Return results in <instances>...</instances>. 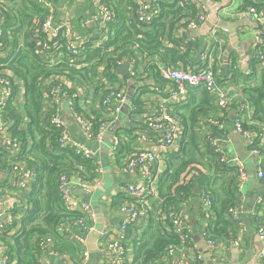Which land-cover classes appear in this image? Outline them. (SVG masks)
<instances>
[{"label":"trees","instance_id":"obj_1","mask_svg":"<svg viewBox=\"0 0 264 264\" xmlns=\"http://www.w3.org/2000/svg\"><path fill=\"white\" fill-rule=\"evenodd\" d=\"M8 1L11 3H0V14L4 18L0 27V75L11 71L13 78L23 82L24 103L20 106L15 100H10L6 113L12 121V135L22 142L19 158L25 160L34 170L35 179L30 190L25 191L22 197L25 198L26 207L19 214L20 217L15 222L3 220L5 226L0 228V240L11 264H40V255L48 248H43L41 243L47 237H53L52 250L60 249L62 252L64 240L59 238L57 227L64 226L66 222L74 227V219L82 217L79 211L67 209L59 189L61 172L66 171L87 181L99 176V165L93 158H85L70 147L60 146L59 129L50 122V115L54 113L55 108L50 107L46 111L43 103L45 91L50 86L46 80L49 81L53 76H62L74 80L86 89L92 84L91 88L98 92V80L102 75L108 76L114 87L126 86L127 76L122 78L117 72L118 61L123 58L138 57L146 63L148 58L152 57L166 64L179 65V61L187 55V51L183 53L182 49L188 50L198 46V41L195 45L191 41L185 45V37L177 38L174 34L180 28H188V23L197 18L199 9L190 0H152L151 10H156V13L149 23H145L140 20L139 0H102L113 11L112 19L102 28L108 30L107 41L103 47L98 48L94 46L93 40L86 42L81 53L85 57L84 61L92 62V58L97 60L88 66L77 68L69 63L66 56L62 63L49 66L36 53V41L32 37L30 27L34 17L43 18L47 15L46 7H43L44 10L38 0ZM250 6L264 8V0H244L240 9L244 10ZM98 31L100 30L93 27L91 33ZM63 42L61 39V43ZM133 47H136L137 51H133ZM64 52L67 53L66 49ZM105 62L106 66L103 65ZM260 63H264V37L263 41L249 52V73L238 74L258 79L254 86H245L242 93L253 108L252 118L256 122L253 125L246 123L244 128L259 129L264 133V65L258 71L257 66ZM234 66L235 55L229 70L233 74ZM142 69L144 74L153 72L159 79L155 61L144 65ZM201 88L203 91L200 103L192 105L190 101L184 105L181 101L174 105L176 109L172 108L181 120L184 138L178 149L169 152L165 157L166 169L160 176L155 200L152 202V196L148 198L147 216L142 218L140 224L128 226V237L124 240V245L126 256H133L129 264H155L166 256L168 245L179 243V237L171 230L169 221L163 216L172 209L179 211L190 197L209 195L211 199L207 211L201 206V219L197 223L199 231L206 232L208 237L219 242L227 241L231 244L237 237L236 224L230 219L227 211L230 205L239 202L238 168L232 162H222L221 155L207 139L208 133L214 137L222 136L219 128L212 126L209 131H203L202 119L208 114L211 116L214 101L208 90ZM76 100L77 97L75 102ZM77 108L75 103V109ZM110 113L101 109L95 114V132L98 131L97 126L101 118H107ZM227 121L233 122L228 115ZM129 132L125 130L117 135H126L131 139L130 129ZM201 135L203 140H200ZM127 141H122L115 155V162L121 168L130 151L123 155L125 147L129 149ZM134 150L135 146L131 152ZM3 157L4 149L0 152L1 169L5 168ZM195 164L202 165L205 171H199L188 183H180L184 171ZM195 185L200 187L199 196L193 194ZM127 199L125 192L119 193L112 196L111 204L120 206ZM73 260L79 261L80 254ZM125 261L126 257L122 258L120 263L115 261L112 264H124ZM108 263L110 261L105 264Z\"/></svg>","mask_w":264,"mask_h":264},{"label":"built area","instance_id":"obj_2","mask_svg":"<svg viewBox=\"0 0 264 264\" xmlns=\"http://www.w3.org/2000/svg\"><path fill=\"white\" fill-rule=\"evenodd\" d=\"M46 8L48 13L45 17L33 18L30 30L33 39L36 41V53L43 59L49 66L58 65L63 62L64 56L67 57L69 63L74 67L80 68L82 66H88L90 63H94L97 58H92V62L84 61V56L81 54L86 42L93 40V44L96 48L103 47L108 38V30L102 28L107 25L113 17V11L106 6L102 0H93L92 14L89 19L100 31L91 33L87 29L83 36H79L74 29V22L70 19H64L61 23L54 22L53 8L49 0H38ZM196 4L199 9V14L196 19L188 23V29L186 31L196 30L201 25L208 22L211 18V11L204 0H190ZM214 2H220L223 0H212ZM140 7V20L149 23L152 16L156 13V10H151V5L148 2L138 1ZM243 13H251L254 16L255 21L259 25V30L256 32L253 38L255 49L262 41L264 37V8L258 9L255 6H250ZM4 22V18L0 16V27ZM86 21H84V26ZM218 28L217 23L212 27L215 32ZM0 30V38H1ZM99 36V37H98ZM97 37V38H94ZM61 39L64 40L61 43ZM67 53L65 54L64 50ZM4 55V54H3ZM200 68L197 70L187 69L181 65L171 64H159L158 72L163 81L174 83L175 87L169 91L166 96L163 97V105L156 111L148 115L145 119V127L151 131V134L157 137L158 147L156 149L134 150L127 155V160L124 165L127 169H133L138 167L141 173V180L135 182H129L125 185V194L128 199L119 206L120 214L123 216V220L119 224L118 234L120 233V239L115 242L109 243V249L115 251L110 263H120L122 258L126 257V248L124 240L128 237V226L138 223L140 224L143 217L147 216L149 211L148 198L152 193H156L158 190V182L161 174L166 169L165 157L166 155L174 151V146L178 142L180 135L182 134V123L176 112L166 106L171 102H181L187 95L189 87H204L208 90L213 97V101L221 109L223 113L221 118L210 117L208 120L211 125H215L221 131L227 129V115L231 110H236V116L233 121V126L236 132L246 139L249 154L256 160V177L259 181H264V133H261L259 129H246L244 124L253 125L256 122L253 120V108L249 102L243 97L242 93L229 91L217 78V61L213 52L209 51L200 55ZM153 59L150 58L148 63H153ZM141 62V63H140ZM129 63L128 73L136 78H140L143 81L147 80V76L142 69L145 63L138 57H126L123 60L118 61L119 65ZM229 64L232 65V59L229 60ZM3 71V70H2ZM249 73V72H248ZM50 83V86L46 89L43 103L45 110L48 111L50 107H54L55 111L50 115V122L52 125L59 129L58 142L60 146L70 147L76 153L85 158H93L99 165L97 171L100 170V161L98 159L99 152L97 149H93L90 146L81 143L71 131L65 120L64 110L62 108V101L68 104V108L71 111V115L74 119L79 121L83 135L87 140L101 144L105 141V135L109 127V119L105 116L101 118L98 131L94 130L93 120L96 118L95 114L88 118L82 117V115L75 109V98L77 93H69L68 89L64 87L67 84L66 77L53 76L50 80H46ZM99 93H101L98 101L100 103V110L107 112L110 111L113 114H118L122 108L128 103V97L125 87L113 86L112 81L108 76H99ZM18 85L13 78L12 72L7 71L5 75H0V152L2 149L9 153V156L4 165L11 166V169L16 174V184L22 190H28L35 179V172L30 168L25 160H20L19 155L22 150V142L15 138L11 133V118L6 113V108L9 105L10 100H16V92ZM154 91L161 93V88L154 87ZM264 128V126H263ZM125 135L115 136L111 138L110 147L114 152V155L118 152L119 146L122 141L127 140ZM207 139L211 141V144L215 147L216 152L221 155V161L232 162L238 168V189L240 192L239 202L234 203L228 208V215L230 219L236 224V230L241 231L245 229L242 219L241 208V191L246 179V173L244 172L243 165L237 157H228L223 149L222 140L218 137H214L211 133L207 134ZM199 171H205L204 167L199 164L192 165L184 171L180 183H188L191 178L198 174ZM100 177L94 178L92 181L84 180L83 178L70 174L66 171L61 172L59 178V189L62 194V198L65 201L67 209L69 211H79L82 213V217L74 219V224L79 226L82 231L85 232V236H75L76 241L82 247L80 254V260L74 262L75 264H86L90 260L91 251L87 245V237L95 229L96 213L89 200H85L73 192L74 188H79L86 195H92L99 188L101 181ZM108 202V201H106ZM111 200L108 202L110 203ZM203 209L207 211L211 205V199L209 195L202 196ZM264 197L257 199V204H262ZM12 207L6 209L7 213H11ZM168 213V214H167ZM164 214L163 218L167 219L170 223L171 230L179 237V243L177 245L170 244L166 249L167 260H176L179 257V264H204V254L201 250L194 247L192 230L190 227V221L186 215L176 210H170ZM209 213V212H208ZM167 216V217H166ZM10 222V221H9ZM5 226V222L0 220V228ZM241 229V230H240ZM257 236L264 242V220L256 223ZM13 233V232H11ZM238 233V232H237ZM202 239L207 242L211 251V260L221 262V253L217 252L219 247V241L208 237L206 232H201ZM54 244L52 237H47L44 242L41 243L43 248H46ZM234 247L246 249L244 245L243 237H237L232 242ZM231 244V245H232ZM230 245V247H231ZM196 249L193 260L187 257L189 250ZM218 262V261H217ZM257 264H264V246L257 254ZM0 264H11L8 255L6 254L5 247L0 248ZM43 264H56V263H43Z\"/></svg>","mask_w":264,"mask_h":264},{"label":"crops","instance_id":"obj_3","mask_svg":"<svg viewBox=\"0 0 264 264\" xmlns=\"http://www.w3.org/2000/svg\"><path fill=\"white\" fill-rule=\"evenodd\" d=\"M49 1L52 4V8L54 11L53 15L55 23H61L64 19L68 18L74 21V29L79 36H83V34L86 32L85 29L92 32L94 24L89 21V19L92 14L93 0ZM223 1H212V3L218 4L222 3ZM6 2L9 1L0 0L1 4H4ZM243 2L244 0L229 1V3L223 5V8L219 10L218 18L219 20H224L226 22L243 19V23L239 29V38L242 41H245L247 39L253 40L256 32L259 30V25L255 21L254 17H249L250 15H252L251 13H243L247 10V7L244 10L240 9ZM205 3L208 5L212 13V5L208 1ZM40 4L42 8H45L44 5L42 6L41 2ZM30 7L31 6L29 5V9ZM46 11L48 13L49 10ZM84 21H86L85 26L83 25ZM205 24L201 25L196 30H191L190 32L186 31L188 29L183 28L176 30L174 34L175 37H185V45L190 41L193 43V45H195V43L198 41V46H193L188 50H186L185 48L182 49L183 53L187 51V55L182 61H179L178 64L187 69L197 70L200 68V55L202 53L211 51L215 55L217 61V78L222 82L224 81L223 84L229 91L243 93L245 86H254L258 82L257 78L238 75L240 72L244 74L248 73L249 59L247 64L242 63L243 61H241L240 55L236 52H233L228 60L224 58V54L227 51L228 46L231 44L229 31L222 27L216 28L215 32L213 31L212 27L208 31H205L203 28ZM81 29H83L82 32ZM186 33L187 35L184 36V34ZM253 44L251 45L249 52L254 49ZM133 51H137V48L133 47ZM234 55L235 66L233 68L235 69V74L229 71L231 66L229 64V60H231ZM150 58H148V60ZM152 59L154 60V58ZM154 61L157 66L159 64H163L162 61ZM110 63L111 61L109 62V64ZM146 63H148V61ZM103 65L106 66V62L103 63ZM263 65L264 63L258 64V71L262 69ZM100 73L102 74L101 71ZM119 74L122 78L127 76L125 90L128 97V103L122 108L120 113L113 114L111 112L110 114H108L109 127L107 129V136L105 138V141L101 144L86 139V137L82 133L79 121H76L71 115V111L68 108L67 103L65 101H62V108L65 115L64 117L71 133L76 138H78L81 143H84L93 149H97L99 152L98 159L101 164L100 170L98 171V177H100L99 180L101 181V184L97 191L103 184H105L107 187L104 191V194L99 199L100 207L104 214L102 223L105 229L100 233L95 242L96 251H92L89 242V237L95 230L88 235L87 245L91 251V257L86 264H105L106 262L111 260L115 251L113 249H109L108 245L110 242L112 243L120 239V233L118 234V229L120 222L123 220V216L120 214L119 205H113L111 204V202H108L112 200L113 195L125 192V185H127L129 182L141 180V173L137 166L133 169H127L126 165L121 168L116 164L115 161L117 158L110 147L111 138L118 136L117 134H122L121 131L128 130V133H130V129L131 139H127V145L129 149L125 147V152L123 155L128 153L127 151L129 150V152H131V149H133L134 146L136 150H145L148 148L156 149L158 147L157 137L151 134V131L149 129L147 130V128L145 127V119L148 117V115L153 114L156 109L160 108L161 105L164 104L162 96H166L168 92L173 90L175 87L174 83L163 81L160 76L158 79V77L153 75V72H147V74H145L147 75L146 81H143L140 78L133 77L129 73L127 75H123L121 73ZM66 79L68 81L67 84H64V87H66V89H68L70 93H77V100L75 103L78 107L77 111L82 115V117L88 118L89 116L98 113L100 110V103L97 98L100 97L101 93L96 92L94 88H91L92 84L89 89H86L77 82H74V80L68 78ZM15 81L18 85L15 103L21 106L24 103V85L23 82L18 78H15ZM154 87L161 88V93L154 91ZM202 89L203 88L201 87H190L186 97L182 100V102H184V105L189 104L190 101L192 102V105L200 103L202 98ZM176 103L177 102H171L170 104H166V106L176 109V107H174ZM212 108L213 110L211 112V116H209L208 114L202 119L203 131H209L210 127L215 126L210 124L208 120L210 117L221 118V114L223 113V109H221L214 102ZM181 111L182 109L180 108L179 112L181 113ZM186 113L188 114L187 111ZM218 131H220V134L222 136L215 137H218L222 140L225 153H227L228 157H237L243 165L244 172L247 175L241 191V208L243 211L242 219L245 229L243 230V233H241V231L239 230H237L238 233H236L238 237H243L244 245L246 244V249L239 248L238 260L242 262L246 252H248L250 248H254L259 253V251L264 246V242L261 241L257 236L256 229L257 220H264V202L262 204H257V199L259 197H264V181H259L257 179L256 160L249 154L246 139H244L241 134L235 131L233 122H228L227 129L225 131H221L219 129ZM183 138L184 133L180 135L178 142L174 146V150L178 149L179 143H182ZM200 140H203V135H201ZM9 156L11 155H9L7 151H4V160H6ZM0 163H2L1 158ZM4 167L5 168L1 169L2 167L0 166V209L2 211V214H0V220L3 221L5 219L4 221L7 222H15L20 217L19 214L23 212L24 207H26L25 198L22 197L24 193H26L25 191L30 190L31 186L28 190L22 191L16 184V174L11 169V166L4 165ZM73 192L75 194H79V196L82 197L77 188H74ZM200 192V187L198 185H195L193 194L199 196ZM95 193H93L92 195H94ZM152 194H155L152 195L151 200L153 202L155 200L156 193ZM82 198L88 200L89 197ZM91 201V203H93L92 198ZM201 206L203 207L202 197H190L189 200L184 203L182 208L179 211L177 210L178 212H182L188 217L192 230L193 244L194 247L198 248L199 250H201V248L197 245L194 237L197 235L201 236V231H199L197 224L198 220L201 219ZM9 207H12L13 209L12 211H9L11 213H7L6 211V209ZM4 214L5 217L2 219ZM95 223V226H97V217ZM15 228H17V226H15ZM13 229L11 230V232H14ZM57 230L60 232L59 238H62L64 240V244L61 246V250L63 251L60 252V249L58 251H54L52 250V246L54 245L48 246V248L42 251L40 255V264H75L73 259L78 257L82 251V247L76 241L75 236H85V232L82 231L79 226L74 225V227H71V223L69 222H66L64 226L57 227ZM105 235H107V237H104ZM59 238L58 240L60 243ZM219 244L220 245L217 248V252L221 253V261H223L221 263H230L233 258L232 254L235 250L237 251V248L234 247V244L231 245V243H228L227 241L220 242ZM2 246L4 247V244L0 240L1 249ZM195 251L196 249H190L187 252V257L191 259V261L194 258ZM132 258L133 256L127 254V262L125 261L124 264H129L130 262H132ZM217 261L220 262L219 260ZM178 262L179 257L176 260H167L164 256L160 261H156L155 264H179Z\"/></svg>","mask_w":264,"mask_h":264},{"label":"water","instance_id":"obj_4","mask_svg":"<svg viewBox=\"0 0 264 264\" xmlns=\"http://www.w3.org/2000/svg\"><path fill=\"white\" fill-rule=\"evenodd\" d=\"M145 1L148 3H151L152 0H145ZM207 1L212 5V14H211L210 20L203 26L204 30L208 31L211 27L214 26L215 23H217L218 27H222V28L227 29L230 33L231 44L228 46V49L224 54V58L226 60H228L230 58L231 54L233 52H236L240 55V59H241V61H243L242 63L247 64L248 59H249L248 52L250 50L251 45L253 44V40L247 39L245 41H242L239 38V35H240L239 29L243 23V21H242L243 19L226 22L224 20H219V18H218L219 17V15H218L219 10L223 8V5H225L226 3H229V1H231V0H224L222 3H218V4H213L211 0H207ZM249 17L253 18L254 16L250 15ZM188 32H190V31H188ZM187 33L184 34V36H186ZM128 68H129V63H124L123 65H121L117 68V71L123 75H127L128 74ZM235 116H236V110L235 109L231 110L229 113V118L231 120H234ZM106 136H107V132H106L105 138H106ZM106 188H107L106 185L103 184L101 186V188L92 196L86 195L83 191H79V193H81L82 197H89L88 200L90 202H92L91 198L93 199L92 206L96 211L97 226H96L95 231L89 237L90 248L92 249V251H96L95 242H96L97 238L99 237L100 233L103 232V230L105 229L103 226V223H102L103 218H104V214H103L102 209L100 207L99 199L104 194V191ZM0 214H2L1 209H0ZM4 217H5V214L2 217V219ZM194 240L197 242V245L203 251L204 259H205L204 264H224V263L214 262L211 260V251H210V248H209L207 242L205 241V239H202L201 236L197 235L194 237ZM257 254H258L257 250H255L254 248H250L249 251L246 252L242 262H240L238 260L239 253L235 250L232 254L233 258L230 261V263H228V264H257L256 263Z\"/></svg>","mask_w":264,"mask_h":264},{"label":"rangeland","instance_id":"obj_5","mask_svg":"<svg viewBox=\"0 0 264 264\" xmlns=\"http://www.w3.org/2000/svg\"><path fill=\"white\" fill-rule=\"evenodd\" d=\"M0 16H1V15H0ZM1 17H2V16H1ZM19 36H20V35H19ZM18 38H19V37H18ZM20 40H22V39H21V37H20ZM77 190H78V192L80 191V189H79V188H77Z\"/></svg>","mask_w":264,"mask_h":264}]
</instances>
